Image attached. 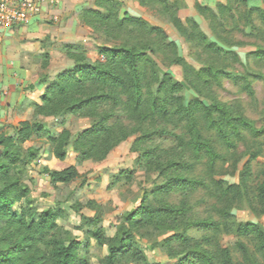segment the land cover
I'll list each match as a JSON object with an SVG mask.
<instances>
[{"label":"rangeland","instance_id":"1","mask_svg":"<svg viewBox=\"0 0 264 264\" xmlns=\"http://www.w3.org/2000/svg\"><path fill=\"white\" fill-rule=\"evenodd\" d=\"M95 1L66 0L63 14L53 16L45 29L33 40L34 45L40 47L37 81L42 78L51 80L58 72L74 65L75 60L69 47L78 48L90 59L102 60L97 54L98 46L126 43L128 40L137 42L153 59L159 78L164 73H169L175 80L183 83L182 94L185 102L198 98L210 105L215 98L232 108V116H243L255 128H264V59L257 58L255 54V51L264 50V25L259 20V12L251 14L252 25L245 18L251 7L263 9L264 0H231L229 3L227 0H114L117 3L114 12L118 18L125 12L139 17L161 28L165 38L152 33L141 35V32L126 27H112L114 29L111 33L104 32L98 25L94 27L93 20L87 19L88 10L103 12L104 9L96 6ZM199 8H207L209 11L202 12ZM175 17L181 21L183 32L174 24ZM193 23L197 24L198 29L194 28ZM12 27L0 28V136H14L23 120L40 123L45 132L21 144L22 162L12 168L9 175L0 178V185L18 180L20 188L25 190L26 196L13 206L17 213L21 209H27L33 218H37L45 209H59L61 215L56 219L57 225L67 230L72 238L88 242L87 251H81L85 264H103L107 245H99L91 237V230L100 228L106 237L111 238L122 224L126 225L125 216L140 204L145 193L164 180L158 169L161 164H146L144 148H156V153L161 158L166 152L174 153L175 139L168 134L153 133L151 139L143 145L142 142H135L142 134L141 130L129 131L131 133L104 157L88 158L78 164L73 142L84 128L94 124L95 119L60 110L59 103L47 113L40 112L37 108L42 104L43 92L38 101L31 105L26 104L28 97L23 98L21 103L14 101L16 90L13 89L21 86L18 84L16 71L13 70L16 51L11 43L5 45L8 39L5 40L1 34L3 30ZM197 30L219 47L232 51L234 56L225 59L197 45L195 37L189 33ZM177 56L183 58L194 70L213 66L223 70L228 76L212 83L204 90L203 95L197 94L185 82L182 66L174 63ZM3 65L11 72L4 71ZM156 85L153 84L152 88H156ZM33 87L32 84H27L23 90H31ZM123 117L125 121V114ZM162 126L163 123L158 121L150 129H160ZM204 135L213 141L218 157L211 163L206 155L196 159L189 152L186 159L191 167L184 174L202 180L206 187L195 191L173 192L163 200L173 205L184 203L189 208L184 218L186 221L205 218L220 221L225 215L229 221H250L264 227V213L257 204L252 208L242 197L232 200L222 198L219 195L222 191L214 185L219 182L225 188L238 183L246 162H250L251 169L249 185L255 186L262 180L264 134L253 137L241 131L230 144H226L213 131H204ZM63 136L68 140L63 147L65 157L59 159L54 155L52 139ZM29 147L36 149L34 156H26L25 150ZM253 152L257 153L255 159L250 157ZM70 165L77 168L79 176L76 180L68 184L50 183L48 170H61ZM87 218L94 219L95 224L89 223ZM131 231L149 262L179 264L184 252L171 257L162 245L163 238L171 231L161 234L158 230L151 229L145 235L143 229L132 227ZM188 232L194 238L210 234L194 230L193 227ZM22 234L23 230L17 226L0 223V246L12 245ZM214 239L217 247H229L233 256L239 257L235 248L232 249L240 239L236 234L220 229L214 234ZM249 248L253 249L251 244ZM180 250L181 247L175 246L172 252ZM126 262L140 264L135 259L124 260L122 264Z\"/></svg>","mask_w":264,"mask_h":264},{"label":"trees","instance_id":"2","mask_svg":"<svg viewBox=\"0 0 264 264\" xmlns=\"http://www.w3.org/2000/svg\"><path fill=\"white\" fill-rule=\"evenodd\" d=\"M229 1L231 0H227V3ZM116 4L114 0H96L95 5L103 7V12L90 9L87 19H92L94 27L98 25L104 32L111 33L114 29L112 27H126L141 32V35L152 33L166 37L161 28L127 12L118 18L114 12ZM199 9L202 12L209 11L207 8ZM254 12H259V20L264 25V8L251 7L245 16L246 20L251 23V14ZM174 24L179 31H184L177 17L174 18ZM193 26L198 29L197 24L193 23ZM189 33L195 37L196 44L207 52L225 59L234 56L232 51L224 50L216 42L208 40L200 30ZM69 48L75 60L74 65L58 72L51 80H40L47 85L41 95L42 104L37 110L47 113L59 103L60 110L95 119L94 124L84 128L73 142L78 164L88 158L104 157L131 133L129 131L141 130L142 134L135 142H142L143 145L151 139L153 133L168 134L176 142L174 153L166 152L161 158L158 157L156 148H144L146 164H161L158 169L164 180L145 193L140 204L125 216L126 225L122 224L111 238L106 237L100 228L91 230V237L99 245H107L103 264H122L128 259H135L140 264H160L146 259L131 231L132 227L143 229L144 235L151 229L158 230L161 234L171 231L163 238L162 245L171 257L184 252L179 264H264V227L260 224L229 221L225 215L220 221L208 218L186 221L184 218L189 208L184 203L173 205L163 200L173 192L195 191L206 187L202 180L184 174L191 167L186 159L189 152L196 159L206 155L211 163L218 157L213 141L204 135V131H213L226 144H230L241 131L259 137L264 134V128H255L243 116H232V108L215 98L210 105L198 98L185 102L183 83L175 80L169 73H164L159 78L153 59L137 42L126 40V43L98 46L97 54L102 60L90 59L76 47ZM255 52L257 58L264 59V50ZM173 61L182 66L185 82L200 95L212 83L228 76L223 70L213 66L194 70L180 56ZM153 84H157L156 88H152ZM158 121L163 123L162 128L150 129ZM168 124H172L169 125L172 127L169 128ZM44 132L40 123L23 120L14 136H0V178L9 175L12 168L22 162L21 144ZM67 140L65 136L52 139L54 155L59 159L65 157L63 147ZM35 151L36 149L29 147L25 154L31 157L35 155ZM256 156V152L250 154L251 159ZM249 164L250 162L245 163L238 183L225 188L219 182L214 185L222 191L219 193L222 198L232 200L242 197L250 207L257 204L264 213V173L260 182L250 186ZM78 176L75 165L61 170H48V179L52 184H68ZM25 196L26 192L20 188L18 180L0 185V223L23 230V234L12 245L0 246V264H85L81 251H87L88 242L72 238L67 230L57 225L56 219L61 215L59 209H45L37 218H33L27 209H21L20 213L13 209L14 204ZM87 220L95 224L94 219ZM192 227L210 234L194 238L188 232ZM220 229L240 238L232 247L239 253L238 258L233 256L229 247H217L214 234ZM249 244L253 249L249 248ZM175 246L181 247V250L173 253Z\"/></svg>","mask_w":264,"mask_h":264},{"label":"crops","instance_id":"3","mask_svg":"<svg viewBox=\"0 0 264 264\" xmlns=\"http://www.w3.org/2000/svg\"><path fill=\"white\" fill-rule=\"evenodd\" d=\"M65 3L66 0H56V3L52 5L46 4L43 12L29 23L17 25L2 31L1 34L3 38H5V40L8 39L5 41V45H10L11 43V47L16 51L13 70L16 71V75L18 76L17 81H19L18 84L21 86L13 89V91L16 90L15 102L18 101V103H21L23 98L26 99V97H28V101L26 102L27 105H31L32 102H37L39 95L47 85L37 81L40 71V59L38 57L40 47L34 45L33 40L45 29L47 23H49L53 16H60V14H63L64 9H66ZM10 40H12V42ZM2 68L4 71H9L6 65H3ZM27 84H32L34 87L31 90H23L24 86Z\"/></svg>","mask_w":264,"mask_h":264},{"label":"built area","instance_id":"4","mask_svg":"<svg viewBox=\"0 0 264 264\" xmlns=\"http://www.w3.org/2000/svg\"><path fill=\"white\" fill-rule=\"evenodd\" d=\"M56 0H0V28L29 23Z\"/></svg>","mask_w":264,"mask_h":264}]
</instances>
